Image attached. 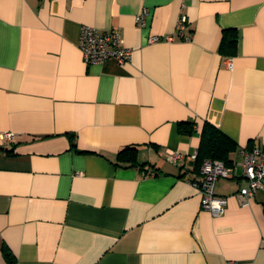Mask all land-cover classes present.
<instances>
[{
    "label": "crops",
    "instance_id": "0c3cea01",
    "mask_svg": "<svg viewBox=\"0 0 264 264\" xmlns=\"http://www.w3.org/2000/svg\"><path fill=\"white\" fill-rule=\"evenodd\" d=\"M85 25L131 59L86 63ZM205 122L235 142L220 216L192 183ZM258 147L264 0H0V264H264V186L237 196Z\"/></svg>",
    "mask_w": 264,
    "mask_h": 264
},
{
    "label": "built area",
    "instance_id": "2783aa9c",
    "mask_svg": "<svg viewBox=\"0 0 264 264\" xmlns=\"http://www.w3.org/2000/svg\"><path fill=\"white\" fill-rule=\"evenodd\" d=\"M148 10L137 17L142 25L145 23V16ZM187 25V18L182 15L179 19V30L182 32ZM173 40V37H167ZM159 40L154 37L153 41ZM79 48L86 63H103L109 59H114L120 64H125L131 59L132 50L124 43V39L119 30L101 31L93 26L85 25L81 28ZM231 64V63H230ZM4 139L11 140L15 137L13 132L3 134ZM242 165L244 174L248 180L237 196L243 205L249 204L255 197L258 189L264 186V147L253 148L251 150H241ZM166 156L173 162H184L187 155L176 150H166ZM195 154L193 157H196ZM233 165L228 166L221 160L206 159L203 162L200 178L192 183L201 194V206L214 216L223 215L228 206V197L218 195L215 192V184L221 178L232 176Z\"/></svg>",
    "mask_w": 264,
    "mask_h": 264
},
{
    "label": "trees",
    "instance_id": "16d2710c",
    "mask_svg": "<svg viewBox=\"0 0 264 264\" xmlns=\"http://www.w3.org/2000/svg\"><path fill=\"white\" fill-rule=\"evenodd\" d=\"M235 30V29H234ZM236 31V30H235ZM237 32L235 38L227 40L225 37L221 43V52L227 53L232 51L237 44ZM193 122L179 123V131L183 133H191L193 130ZM235 148V142L217 127L209 122H205L201 131V143L197 153V162L203 164L206 159H217L223 161L226 165L231 166L230 153ZM132 149L126 147L120 152V157H124L127 150Z\"/></svg>",
    "mask_w": 264,
    "mask_h": 264
}]
</instances>
